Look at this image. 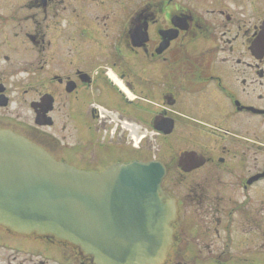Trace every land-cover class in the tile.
Wrapping results in <instances>:
<instances>
[{
  "label": "flooded vegetation",
  "instance_id": "1",
  "mask_svg": "<svg viewBox=\"0 0 264 264\" xmlns=\"http://www.w3.org/2000/svg\"><path fill=\"white\" fill-rule=\"evenodd\" d=\"M264 0H0V129L88 172L147 161L177 207L162 264H264ZM140 137V139H139ZM0 264H92L0 227Z\"/></svg>",
  "mask_w": 264,
  "mask_h": 264
},
{
  "label": "water",
  "instance_id": "2",
  "mask_svg": "<svg viewBox=\"0 0 264 264\" xmlns=\"http://www.w3.org/2000/svg\"><path fill=\"white\" fill-rule=\"evenodd\" d=\"M261 46L254 43L255 50ZM164 175L156 160L114 164L101 173L76 170L0 130V226L67 243L93 264H159L177 218L161 189Z\"/></svg>",
  "mask_w": 264,
  "mask_h": 264
},
{
  "label": "rangeland",
  "instance_id": "3",
  "mask_svg": "<svg viewBox=\"0 0 264 264\" xmlns=\"http://www.w3.org/2000/svg\"><path fill=\"white\" fill-rule=\"evenodd\" d=\"M139 145H143L142 150L147 151L150 155H155L158 160H162L165 154L162 138L154 135L151 138L148 136Z\"/></svg>",
  "mask_w": 264,
  "mask_h": 264
}]
</instances>
